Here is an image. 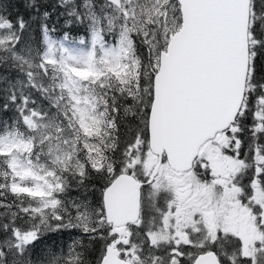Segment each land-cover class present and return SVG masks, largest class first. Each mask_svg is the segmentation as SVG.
<instances>
[{
    "label": "snow or ice",
    "instance_id": "snow-or-ice-1",
    "mask_svg": "<svg viewBox=\"0 0 264 264\" xmlns=\"http://www.w3.org/2000/svg\"><path fill=\"white\" fill-rule=\"evenodd\" d=\"M0 264H264V0H0Z\"/></svg>",
    "mask_w": 264,
    "mask_h": 264
}]
</instances>
